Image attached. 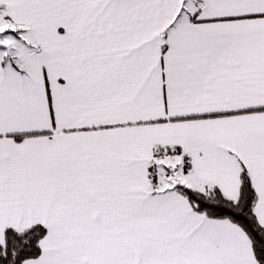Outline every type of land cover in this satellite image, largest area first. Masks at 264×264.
<instances>
[{
	"label": "snow or ice",
	"instance_id": "obj_1",
	"mask_svg": "<svg viewBox=\"0 0 264 264\" xmlns=\"http://www.w3.org/2000/svg\"><path fill=\"white\" fill-rule=\"evenodd\" d=\"M0 264H264V0H0Z\"/></svg>",
	"mask_w": 264,
	"mask_h": 264
}]
</instances>
